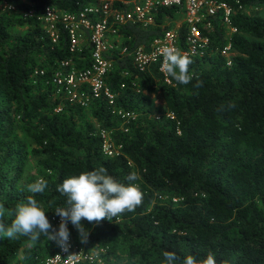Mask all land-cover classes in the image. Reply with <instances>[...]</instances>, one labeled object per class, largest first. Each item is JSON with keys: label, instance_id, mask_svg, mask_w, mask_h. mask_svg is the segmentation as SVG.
Instances as JSON below:
<instances>
[{"label": "trees", "instance_id": "trees-1", "mask_svg": "<svg viewBox=\"0 0 264 264\" xmlns=\"http://www.w3.org/2000/svg\"><path fill=\"white\" fill-rule=\"evenodd\" d=\"M0 1L15 8L0 13V203L11 208L34 195L58 228L53 209L64 206L56 190L63 179L104 167L127 185L135 172L138 179L131 183L139 186L143 201L134 211L99 224L82 220L89 229L85 247L67 223L70 238L94 255L79 264H161L163 250L197 258L211 251L226 264H264V19L249 14L264 7V0H223L234 9L230 24L236 30L227 39L218 20L202 30L210 45L201 55L187 54L193 77L188 85L166 77L161 61L139 71L131 55L115 58L110 84L116 106L131 115L121 118L103 101L93 102L90 115L99 128L78 118L84 108L62 101L46 83L54 64L71 55L65 29L61 26L60 41L53 44L23 14L47 6L76 14L98 0ZM112 4L121 7L119 0ZM173 14L161 8L149 27L123 25L122 45L132 50L161 35L169 28L161 26L163 18ZM26 23L25 33H10L11 26ZM179 35L184 37L183 26ZM226 41L237 53L230 65L220 53ZM36 67L46 72L32 84ZM197 80L199 88L193 87ZM146 91L162 94L158 118L151 117ZM121 123L127 131H115L118 152L104 155L99 130ZM30 158L40 177L27 172ZM40 178L47 181L44 192L30 193L27 186ZM39 242L51 241L41 235L28 248L33 242L27 237L0 238V264H11L19 254L22 261L40 256Z\"/></svg>", "mask_w": 264, "mask_h": 264}, {"label": "built area", "instance_id": "built-area-1", "mask_svg": "<svg viewBox=\"0 0 264 264\" xmlns=\"http://www.w3.org/2000/svg\"><path fill=\"white\" fill-rule=\"evenodd\" d=\"M113 1L98 0L86 5L76 14L52 6L41 11L31 9L23 13L41 29L42 37L48 38L53 44L60 41L61 26L66 31L71 55L57 61L46 80L62 101L84 109L93 102L103 101L112 113L126 119L131 114L116 106L117 93L110 84L115 58L127 53L131 55L136 68L143 71L152 62L161 61L162 64L159 49L164 45L174 46L184 54H203L210 41L208 35L202 34V30L208 32L215 20H218L224 32L228 31L227 39L236 30L230 24L234 9L223 0H119L121 7H114ZM235 2L239 3V0ZM5 8L15 10L9 4H5ZM161 8H172L179 13L182 16L179 24L166 29L159 36L148 38L144 44L137 45L132 50L122 45L119 30L123 25L130 23L142 28L149 27ZM182 26L184 37L181 39L179 29ZM220 53L225 57L226 65H230L232 57L237 54L228 41L222 45ZM45 72L44 68L36 67L31 74L32 84H36L37 78L45 76ZM119 86L125 87V82H120ZM168 115L173 117L170 113ZM121 129L127 131L123 124ZM99 134L102 138V153L107 156L117 153L120 145L112 139L111 131L100 129ZM177 200L173 198V201ZM55 218L60 223V217ZM69 243V251L79 254V263L94 260V255L73 239L70 238ZM66 255L58 248L57 252L47 256L39 264H69Z\"/></svg>", "mask_w": 264, "mask_h": 264}, {"label": "clouds", "instance_id": "clouds-1", "mask_svg": "<svg viewBox=\"0 0 264 264\" xmlns=\"http://www.w3.org/2000/svg\"><path fill=\"white\" fill-rule=\"evenodd\" d=\"M159 55L163 58L160 71L166 77L180 85H188L192 81L193 77L189 74L192 61L187 54L174 46L164 45L160 47ZM201 86L202 82L199 80L193 85L195 88ZM126 179L129 182L127 185L109 175L104 167L63 179L56 190L65 197V203L64 206L53 209L60 217L58 228H53L43 205L34 195L18 201L11 208L0 203V238L16 239L24 236L35 243L43 235L67 253L69 264H79V254L69 251L70 232L67 223L70 222L77 230L80 243L86 244L89 229L82 225V220L99 224L104 220L112 221L125 212L134 211L142 204L143 193L138 185L131 183L138 179L135 172L129 173ZM46 187L47 181L40 178L29 184L27 189L32 194H38L43 193ZM6 216L11 218L10 224L4 222ZM162 257L161 264H226L225 261L218 262L211 251L197 258L191 253L181 257L175 252L163 250Z\"/></svg>", "mask_w": 264, "mask_h": 264}, {"label": "rangeland", "instance_id": "rangeland-1", "mask_svg": "<svg viewBox=\"0 0 264 264\" xmlns=\"http://www.w3.org/2000/svg\"><path fill=\"white\" fill-rule=\"evenodd\" d=\"M6 11L5 8V3L0 1V13ZM249 14L251 15H260L261 17H263L264 19V7H259L256 9H253L251 11H249ZM181 15L179 13H174L171 16H165L163 18V22L161 24V26H167V27H172L175 26L177 24H179L180 20H181ZM29 24H23V25H13L9 28V31L11 34H15V33H25L26 31L29 30ZM224 32V31H223ZM225 35H228V31L226 30ZM119 42H121V39L119 40ZM41 57L38 56L37 60H40ZM34 91V90H33ZM145 91V90H144ZM147 92V91H146ZM147 95L150 99V107L152 108V113H151V117L154 118H158L159 115L161 114L160 111H158L156 108H158L159 106H161L163 104V98H162V94L159 91H155V92H147ZM91 106L89 105L87 106L84 110L81 111V113H79V116L77 115L78 118H81V120L83 121H88L90 123H92L95 127L99 128L100 127V123L90 115L91 113ZM58 110V109H57ZM56 110V111H57ZM122 123L120 124V126L118 127H114L112 128L111 131V136L112 139L114 141L115 140V131L118 129H121ZM27 172L29 174H33L36 177H40V172L37 170L36 166H35V159L34 158H30L27 164ZM35 243H28L26 245V247L30 248L33 247ZM56 243L51 241L47 244H44L43 242H39L38 246L36 247V251H40L42 254L39 256V253L37 254H33L32 256H30L29 258L23 259V261L21 260V255L19 254L18 256H16L11 264H34L35 261H40L43 257L46 256V254H48V252H51L54 247H55ZM87 244H82V246H86ZM21 260V261H20ZM120 260L125 261L126 257L125 256H120ZM37 263V262H36Z\"/></svg>", "mask_w": 264, "mask_h": 264}, {"label": "crops", "instance_id": "crops-1", "mask_svg": "<svg viewBox=\"0 0 264 264\" xmlns=\"http://www.w3.org/2000/svg\"><path fill=\"white\" fill-rule=\"evenodd\" d=\"M174 13H176V12L174 11ZM181 17H182V16H181ZM153 23H154V22H153ZM151 25H152V24H151ZM151 25H150V26H151ZM151 37H153V36H151ZM149 38H150V37H149Z\"/></svg>", "mask_w": 264, "mask_h": 264}]
</instances>
